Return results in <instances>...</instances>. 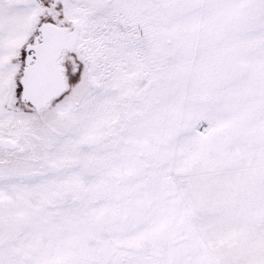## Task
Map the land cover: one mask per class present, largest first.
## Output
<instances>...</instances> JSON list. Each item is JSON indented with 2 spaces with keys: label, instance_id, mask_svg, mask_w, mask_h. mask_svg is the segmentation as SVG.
I'll return each instance as SVG.
<instances>
[{
  "label": "snow or ice",
  "instance_id": "obj_1",
  "mask_svg": "<svg viewBox=\"0 0 264 264\" xmlns=\"http://www.w3.org/2000/svg\"><path fill=\"white\" fill-rule=\"evenodd\" d=\"M0 264H264V0H0Z\"/></svg>",
  "mask_w": 264,
  "mask_h": 264
}]
</instances>
